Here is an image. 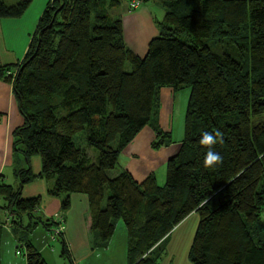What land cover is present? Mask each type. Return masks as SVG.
<instances>
[{
	"label": "trees",
	"instance_id": "1",
	"mask_svg": "<svg viewBox=\"0 0 264 264\" xmlns=\"http://www.w3.org/2000/svg\"><path fill=\"white\" fill-rule=\"evenodd\" d=\"M156 1L165 14L140 57L112 14L123 0H49L22 61L0 66L23 118L13 146L26 162L16 185L0 181V209L16 223L36 220L28 230L52 226L35 216L39 197L21 198L38 156L37 177L63 211L71 194L86 197L94 249L107 247L122 220L127 263L159 264L170 232L195 211L193 264H264V0ZM31 3L0 0V19L21 17ZM164 87L190 89L164 184L154 175L139 183L125 170L109 177L122 150L154 123ZM217 129L224 142L213 149L223 163L207 168L199 141ZM80 132L95 157L75 145ZM155 132L154 147L172 142L157 125ZM24 251L27 264H46L29 242ZM61 254L71 264L64 245Z\"/></svg>",
	"mask_w": 264,
	"mask_h": 264
},
{
	"label": "crops",
	"instance_id": "2",
	"mask_svg": "<svg viewBox=\"0 0 264 264\" xmlns=\"http://www.w3.org/2000/svg\"><path fill=\"white\" fill-rule=\"evenodd\" d=\"M121 5L112 10L114 16L121 15ZM38 11V15L35 13L34 16L33 10L30 15H25L24 12L16 19H0V66L16 65L22 61L36 29L38 16L42 13L41 8ZM175 95L176 92L169 87L160 90L159 107L154 123L147 124L122 150L116 163L119 170L114 172V176L125 170L139 183L149 175H154L156 181H159V175L160 179L163 178L166 162L177 153L183 138L181 115L177 113V109L175 112ZM175 115H177L176 121ZM22 124L23 118L12 85L0 79V181L6 184L11 183L12 179L11 185H16L18 180L15 171L26 168L24 157L16 152L13 146V132ZM156 125L162 132L170 135L171 143L154 147L153 144L157 140ZM29 166L32 175L36 178L23 186L21 198L39 197L41 202L35 211V216L52 223V226L46 230L42 225H34L28 230V225L36 220L32 221L23 215L16 223L12 221L14 216L10 212L0 209V264H27L26 258L15 254L16 248L20 246L23 250L26 242L35 248L46 264H66L62 254L59 256L52 253L44 254L45 250H49L45 245L47 234L52 231L51 227L58 228V220L66 225L65 228L60 225L61 232L57 236L61 250L63 245L67 248L71 264H91L99 258V255L95 252L97 248H92L90 213L86 197L71 194L70 207L63 211L61 198L49 196L47 194L49 184L37 177L41 168L40 158L30 157ZM17 228H21L20 231ZM39 228L44 232L38 235Z\"/></svg>",
	"mask_w": 264,
	"mask_h": 264
},
{
	"label": "rangeland",
	"instance_id": "3",
	"mask_svg": "<svg viewBox=\"0 0 264 264\" xmlns=\"http://www.w3.org/2000/svg\"><path fill=\"white\" fill-rule=\"evenodd\" d=\"M5 4H13L16 0H3ZM49 0H32V3L29 5L25 11V15H30L34 10L38 15V10L41 8V12L44 11L46 4ZM130 0H123L121 5V15L120 20L122 21L123 27V39L124 43L132 50L135 54L140 57H143L147 52V45L150 40L159 35V26L158 24L162 22L165 8L164 6L156 1L149 0L145 3H142L136 9H130L129 4ZM124 10V11H123ZM42 14V13H41ZM36 15V16H37ZM35 16V17H36ZM40 16H38L39 19ZM125 69L129 72L131 71V65L129 63L125 64ZM189 87H183L176 92L175 95V112L181 115V123L184 130V115L186 110V104L189 96ZM178 107V108H177ZM177 115H175L176 121ZM75 145L79 148H84L87 154L91 157H95L97 151L93 148H89L85 145L84 132H80L73 137ZM118 171V164L115 165L114 169L109 170L108 176L113 177L114 172ZM166 172V170H165ZM159 185H163L165 182V173L163 178L160 179L159 175ZM12 179L10 182L12 183ZM8 183V184H11ZM1 203V201H0ZM59 221V226L62 224L61 220ZM199 221V214L197 212H192L186 216L174 229L170 232V235L166 242L163 245V253L159 258V264H193L189 258L188 253L194 238L197 224ZM66 224V222H65ZM115 230L112 238L107 244V248H97L95 252L99 255L98 259L91 262V264H128L126 258V230L122 220H116L114 222ZM58 226V225H57ZM58 226V227H59ZM20 231L21 228H17ZM52 231L47 234V241L45 243L48 246L49 250H45L44 254H55L57 256L61 255V243L58 240V236H55L56 226L51 227ZM41 228L37 229V234L43 233ZM54 236V239L52 237ZM22 251V258H25L24 248H19ZM102 252L104 253L102 255ZM63 257V256H62ZM63 260L66 264H69V261L63 257ZM87 262V261H86Z\"/></svg>",
	"mask_w": 264,
	"mask_h": 264
},
{
	"label": "clouds",
	"instance_id": "4",
	"mask_svg": "<svg viewBox=\"0 0 264 264\" xmlns=\"http://www.w3.org/2000/svg\"><path fill=\"white\" fill-rule=\"evenodd\" d=\"M138 0H133L132 7H136ZM223 133L217 129L215 132H204L200 138L199 143L207 147V151L204 155L203 164L207 168L214 167L223 163V157L220 153L213 149V146L217 143L223 144Z\"/></svg>",
	"mask_w": 264,
	"mask_h": 264
},
{
	"label": "built area",
	"instance_id": "5",
	"mask_svg": "<svg viewBox=\"0 0 264 264\" xmlns=\"http://www.w3.org/2000/svg\"><path fill=\"white\" fill-rule=\"evenodd\" d=\"M132 4H133V0H131V2H130V4H129V8H130V9H136V8H138V6L141 4V2H140V0H138V3H137V6H136V7H132V6H131ZM60 232H61V227L59 226V227L57 228V231H56L57 234H55V236H57ZM52 239H54V236L52 237ZM15 254H16V255H22V251L19 250V248H18V249L16 248V250H15Z\"/></svg>",
	"mask_w": 264,
	"mask_h": 264
}]
</instances>
